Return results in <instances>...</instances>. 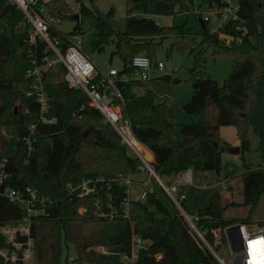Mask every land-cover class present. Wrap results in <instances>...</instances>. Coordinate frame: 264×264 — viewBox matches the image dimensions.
<instances>
[{
    "label": "trees",
    "instance_id": "obj_1",
    "mask_svg": "<svg viewBox=\"0 0 264 264\" xmlns=\"http://www.w3.org/2000/svg\"><path fill=\"white\" fill-rule=\"evenodd\" d=\"M96 1L76 0L80 23L72 33L90 32L83 47L88 55L113 44L115 49L110 57H120L122 73L133 72L136 55L145 54L157 60L165 39L174 40L169 51L176 48L183 53L195 52L200 44H206L214 49V54L232 60L231 72L221 84L205 76L201 52L195 54L190 69L194 94L183 107L186 113L199 116L195 124L176 123L169 116V104L152 93L135 96L134 87L142 86L141 82H131L124 88L125 117L136 139L153 153L154 168L161 178L171 180L193 170L206 186L213 187L220 181L221 156L228 146L220 137L221 128H236L243 156L251 150V130L259 138L256 152L262 164L251 167L244 163L245 171L240 177L243 202L223 205V195L217 190L206 206L190 211L206 232L210 246L226 243V229L250 224L259 205L262 202L264 205V0H241L239 21L229 22L220 30L242 39L231 46L219 39V33L211 31L210 23L200 12L202 5L220 7L222 0H126L124 31H118L112 24L115 9L103 13ZM45 6L50 16L76 22L66 0H47ZM160 16L172 17L173 24L162 26L156 20ZM32 31L15 5L0 0V161L9 160L6 167L9 178L4 186L19 190L31 187L53 201L47 214L33 224L34 264H61L71 246L77 254L74 261L79 264H124L121 255L131 253L133 234L150 242L139 250L134 264H221L211 249L192 235L165 193V201L154 193L147 197L162 214L160 218L145 203L132 200L128 201L125 216L127 188L116 179L137 175L142 161L130 154L98 110L83 108L86 94L68 86L66 70L61 65L42 71L50 114L59 121L56 125L38 126L31 149L24 144L21 139L32 125L38 124L40 112L36 97L31 94L34 80L28 71L34 61L40 68L45 65V44L31 45ZM59 32L53 30L52 34L59 36ZM164 78L170 80L169 76ZM85 179L104 181L88 197L71 195L68 186ZM189 188L185 186L181 192L187 193ZM106 194L119 211V216L112 220L100 217L94 208L97 198ZM230 206L249 208L247 216L227 218L225 213ZM81 208H88V212L80 214ZM23 216L20 209L0 194V224L17 222ZM257 222L264 226V208ZM97 246L107 247L110 254L94 251ZM0 264L22 263L7 262L0 256Z\"/></svg>",
    "mask_w": 264,
    "mask_h": 264
},
{
    "label": "built area",
    "instance_id": "obj_2",
    "mask_svg": "<svg viewBox=\"0 0 264 264\" xmlns=\"http://www.w3.org/2000/svg\"><path fill=\"white\" fill-rule=\"evenodd\" d=\"M46 1L40 3L39 0H9L24 14L26 24L33 29L29 43L33 46H36L37 43H44L46 47L43 57L44 67H38L37 62L34 61L33 67L28 71V76L34 80L31 94L36 97L40 108L39 121L37 125L30 127L28 134L21 140L31 149L37 139L38 126L56 125L58 123V118L50 114V98L43 83L42 71H47L51 66H63L66 70L65 80L68 86L83 91L87 96L83 108L96 109L102 114L105 122L110 124L119 134L122 144L133 151L135 156L142 161V165L138 167V174L148 172L149 176L157 179L162 192L175 204L192 235L211 249L206 239V232L200 229L196 217L188 211L186 193L181 192L183 187L193 183L192 172L188 170L180 173L174 177V182L165 183L155 171L154 159L147 157V152L150 153L151 150L136 139L130 121L125 117L127 104L124 94L125 86L131 82L148 83L151 71L157 69L162 72L165 65L159 60H152L145 54H139L133 58V72L122 73V71L111 68L107 73H102L83 48L90 32L83 30V32L70 34L59 32V36L53 35L52 31L57 30L56 26L61 20L48 14L45 6ZM221 4L220 7L208 6L210 11L202 13L204 19L210 23V29L213 33H219V39L226 46H231L234 42L241 43V38L235 39L233 36L220 32L227 23L239 21L241 0H222ZM212 18L218 20L219 24L216 27L213 25ZM241 24L242 22H240L238 30H241ZM140 147H143L145 152H141ZM8 162L7 158L0 161V194L20 209L24 216L17 222L0 224V256L11 263L34 264L33 224L38 217L47 214V208L53 204V201L31 187L19 190L8 185L4 186L5 180L9 178L6 171ZM116 180L119 185L127 188L129 195V190L135 182V176H118ZM103 181V179H85L78 185H69L68 191L78 198L88 197L96 193L98 185ZM143 184L146 185V183ZM107 185L109 188V183ZM149 194H152L150 190H146L142 199H147ZM129 200L128 197L124 205L126 217L128 216ZM94 208L102 218L112 220L119 216V211L109 194L98 197L94 202ZM87 212L88 208L79 210L82 215ZM238 226V233L234 235V246L240 248L237 252L234 251L235 248L228 237L230 227L225 231L228 245L232 250L233 258H235V264H264V243H260L264 242V226L248 224H239ZM146 242L140 236L133 234L131 253L121 255L122 262L134 264L138 258L139 250L146 247ZM93 250L102 254H110L109 249L105 246H97ZM213 254L221 264H225L215 251Z\"/></svg>",
    "mask_w": 264,
    "mask_h": 264
},
{
    "label": "rangeland",
    "instance_id": "obj_3",
    "mask_svg": "<svg viewBox=\"0 0 264 264\" xmlns=\"http://www.w3.org/2000/svg\"><path fill=\"white\" fill-rule=\"evenodd\" d=\"M74 14L78 12V4L76 0H66ZM97 7L103 13H107L111 8L115 9V19L113 20V26L118 31H124L125 18L127 17V2L126 0H97ZM210 10L206 4L200 8L201 13H208ZM157 21L162 26H171L173 24V18L169 16L158 17ZM214 27L219 23L216 18H212ZM77 22L61 21L57 24L58 31L63 33H72ZM173 39H165L163 41L162 48L157 53V60L163 62L165 69L161 72L157 69H153L150 73V80L144 84V90L141 88L135 89V96L147 95L146 84L152 90V93L158 100H164L169 104V116L176 122L182 124H195L199 121L197 114H188L184 111V105H186L194 94L192 82L190 80V69L195 61V54L201 52L202 55V70L205 76H210L212 79L223 83L231 72L232 60L224 55L214 54V49L206 44H200L195 52H181L176 48L169 51ZM115 49L113 44L106 47L105 50L99 52H91L89 54L93 63L97 66L98 70L102 73H107L111 68H115L119 71L123 70V62L118 55L112 59L110 57L111 52ZM169 76L170 80H166L164 77ZM220 137L224 142L228 144L224 148L221 156V171L220 181L213 187H208L198 179L192 171L193 183L190 185L187 195V208L188 211L196 210L206 206L209 202V198L215 191H221L223 195V205L230 203H242L243 202V187L240 180L241 175L245 171L244 163H247L251 167H258L262 164V160L256 152V147L259 144V138L251 130L250 132V145L251 150L246 152L244 156L242 154H231L226 149L228 147H238L239 139L236 134V128L234 126H225L221 128ZM144 152V150H142ZM132 156L135 153L129 149ZM136 157V156H135ZM147 157L151 159V155L147 153ZM138 175V176H137ZM135 175V182L129 190V199L132 201H139L145 203L150 210L154 212L157 217H161L156 208L148 202L147 199H142L146 190H150L151 193L162 201H165L164 194L157 179L153 176H149L148 172ZM164 180L165 183L170 184L174 182L175 178L171 180ZM225 180V181H224ZM146 183L143 184V183ZM263 202L259 205L255 211V219L248 225H259L258 220L261 219L263 213ZM249 208L243 206H230L225 216L229 219L232 218H245L248 214ZM150 242H146L148 246ZM211 251H215L217 256L224 260L225 264H235V258H233L232 250L228 245V242L222 245L218 244L214 247L211 246ZM76 251L73 246L68 248L63 256L61 264H79L74 261L76 258Z\"/></svg>",
    "mask_w": 264,
    "mask_h": 264
},
{
    "label": "water",
    "instance_id": "obj_4",
    "mask_svg": "<svg viewBox=\"0 0 264 264\" xmlns=\"http://www.w3.org/2000/svg\"><path fill=\"white\" fill-rule=\"evenodd\" d=\"M73 19L77 22V24L80 23V15H79V14H75V15L73 16ZM262 32L264 33V17H263V19H262ZM18 109H19V107L16 106L15 109H14L15 114L18 113ZM215 146L218 147V144H216ZM226 150H227L229 153H231V154H239V153H240V147H228ZM238 229H239V226H238V225H237V226H232V227H230V228L228 229V237H229V240H230L231 244H232L233 247L235 248V249H234L235 252H237V251L240 250V248H236V247L234 246V235H235L236 233H238ZM219 262H220V261H219Z\"/></svg>",
    "mask_w": 264,
    "mask_h": 264
},
{
    "label": "crops",
    "instance_id": "obj_5",
    "mask_svg": "<svg viewBox=\"0 0 264 264\" xmlns=\"http://www.w3.org/2000/svg\"><path fill=\"white\" fill-rule=\"evenodd\" d=\"M157 18H158V17H156V20H157ZM157 22H158V21H157ZM158 23H159V22H158ZM159 24H160V23H159ZM145 87H147V88H146V91L148 90V92H145V93H152V90L148 87L147 84H146ZM137 88H138V87H137ZM139 88H141V89L144 90V89H145V88H144V84H142V86H140ZM135 89H136V87H135ZM134 91H135V90H134ZM134 93H135V92H134ZM152 94H153V96H155L154 93H152ZM143 96H145V95H143ZM155 97H156V96H155ZM237 146L239 147V143L237 144ZM150 153H151V152H150ZM150 155H151V157L154 159L153 162H155V158L153 157V156H154L153 153H151ZM190 171H191V170H190ZM191 172H192V171H191ZM192 174H193V173H192ZM137 176H138V175H137ZM144 183H145V182H144ZM187 193H188V192H187ZM186 204H187V203H186Z\"/></svg>",
    "mask_w": 264,
    "mask_h": 264
},
{
    "label": "bare ground",
    "instance_id": "obj_6",
    "mask_svg": "<svg viewBox=\"0 0 264 264\" xmlns=\"http://www.w3.org/2000/svg\"><path fill=\"white\" fill-rule=\"evenodd\" d=\"M139 150H140L141 152H143L142 150H144V148H143V147H140ZM144 152H145V150H144ZM147 153H149V152H147ZM149 154H150V153H149Z\"/></svg>",
    "mask_w": 264,
    "mask_h": 264
},
{
    "label": "snow or ice",
    "instance_id": "obj_7",
    "mask_svg": "<svg viewBox=\"0 0 264 264\" xmlns=\"http://www.w3.org/2000/svg\"><path fill=\"white\" fill-rule=\"evenodd\" d=\"M260 243H264V242H260Z\"/></svg>",
    "mask_w": 264,
    "mask_h": 264
}]
</instances>
